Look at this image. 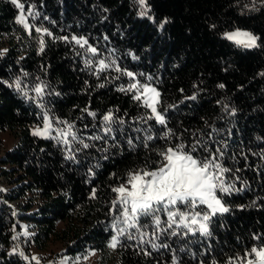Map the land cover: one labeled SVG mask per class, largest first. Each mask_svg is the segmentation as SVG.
Listing matches in <instances>:
<instances>
[{
    "label": "trees",
    "instance_id": "16d2710c",
    "mask_svg": "<svg viewBox=\"0 0 264 264\" xmlns=\"http://www.w3.org/2000/svg\"><path fill=\"white\" fill-rule=\"evenodd\" d=\"M18 2L28 28L0 0V133L15 138L1 162L0 264H45L54 243L63 256L97 254L95 264H225L264 245V0ZM235 28L255 46L228 40ZM135 82L157 88L163 124L127 91ZM45 114L76 139L34 135ZM180 144L227 169L230 191L217 194L228 211L210 216L207 234L165 217L158 229L151 214L118 233L112 189Z\"/></svg>",
    "mask_w": 264,
    "mask_h": 264
},
{
    "label": "snow or ice",
    "instance_id": "6c2138e0",
    "mask_svg": "<svg viewBox=\"0 0 264 264\" xmlns=\"http://www.w3.org/2000/svg\"><path fill=\"white\" fill-rule=\"evenodd\" d=\"M12 3L21 10V14L17 17V22L28 28L26 17L23 14L24 5L18 0H12ZM142 7L145 6L146 0H139ZM29 14H32L29 9ZM144 13H141L143 15ZM38 32L41 29H36ZM46 31V30H45ZM51 35V33H48ZM228 40L234 41L245 47H253L256 44V38L250 33L236 31L226 33ZM64 39H67L66 37ZM72 40L82 48L88 45V41L84 38L72 37ZM41 50H43V41H41ZM93 55L97 49L88 46L86 49ZM86 63H91L86 60ZM114 63V62H113ZM109 67L103 60L99 63V70H104ZM117 71H121L118 67ZM127 76L135 80V75L132 72H126ZM17 89L20 88V82H16ZM223 87V85H221ZM143 89L141 92L140 89ZM122 91L124 89H121ZM37 96L43 95V89L40 86L35 88ZM127 91H135L137 94L135 99L140 100L143 97V103L150 108L158 123H164V117L157 112L156 105L159 103L160 93L149 85H140L139 82L131 83ZM94 115V113H90ZM112 120L111 114L104 116V121L107 124ZM43 127L34 130L33 134L44 138H54L62 140L64 144H69L68 137L76 139L72 132V125H66L64 129H56L53 127L51 118L45 114L43 117ZM57 123H60L57 121ZM107 131V129H106ZM55 132L54 137L51 133ZM84 147H88L87 144ZM162 157L159 166L153 170L141 169L128 174L127 184H121L119 187L113 188V192L117 193V199L113 201V206L120 204L123 207L124 223L129 227H135L137 218L141 215H150L153 211H167L169 221L172 224L176 223L175 217H180V222L190 231L194 229L188 223H185L187 214L182 211H172L178 204H183L188 208L196 209L198 205H206L213 214L226 212L228 209L224 207L221 200L216 195V190L221 192H229L230 186H225L222 173L227 169L222 168L215 162V159L198 160L190 152L184 150V145L180 144L176 147H169L166 151L160 153ZM215 169V171H213ZM161 206V209L156 208ZM199 218V219H198ZM210 219L209 215L201 216L199 212H195L191 217V224H199V231L208 233V225L205 223ZM154 222L159 225V216L154 217ZM126 229H120L122 234ZM15 238V237H14ZM117 237L112 238V247H115ZM22 254V253H21ZM246 264H264V247H253L250 253L245 254ZM248 257H254L248 258ZM35 259V258H33ZM229 264H236V261H230Z\"/></svg>",
    "mask_w": 264,
    "mask_h": 264
},
{
    "label": "rangeland",
    "instance_id": "374dc122",
    "mask_svg": "<svg viewBox=\"0 0 264 264\" xmlns=\"http://www.w3.org/2000/svg\"><path fill=\"white\" fill-rule=\"evenodd\" d=\"M236 31L250 33L252 36H254L256 38V36L252 32H250L248 30H245V29H242V28H235V29H232L230 31H226L224 33V36H225L226 33H233V32H236ZM256 43H257V38H256ZM141 85H149L151 87H154L157 90V88L154 85L149 84V83H144V84H141ZM140 91L142 92L143 89L141 88ZM142 99H143V97H142ZM156 109H157V112L160 115H162L161 112L158 110L157 105H156ZM149 110L151 112V115L154 117V115H153V113H152V111H151L150 108H149ZM42 127H43V124L41 126L40 125H34L32 127V132H34L35 129L42 128ZM57 129H59V128H57ZM52 134H54V132H52L51 135ZM14 144H15V138L9 132L4 131V132H1L0 133V171H1V169H5L6 170V169L9 168L8 165L2 164L1 162H2V159L5 156V154L7 153V151H9L13 147ZM127 180H128V178L124 182L120 183L117 187H119L121 184H125L126 185L127 184ZM9 187H10V184H9L8 179L5 176L1 175V172H0V191L7 192V190L9 189ZM216 195L221 200V198L217 194V190H216ZM116 199H117V193L115 195V200ZM11 203H13V205L16 208L15 210H17V202H13V201L12 202H8V204H11ZM221 203H222V205L224 207H226L224 205V203L222 202V200H221ZM119 206H120V209H119V212H118L119 214L116 217V224H115L118 233H120V229H128L129 228V226L124 223L123 207L120 204H119ZM156 208L161 209V206H156ZM171 210L172 211H182V212H185L187 214L185 223H188L191 227H195V229H197L198 231H199V224H195V225H192L191 224V217H192V215H194L195 212H199L201 214V216H203L204 214L209 215V217L212 216V215H214L211 212V210L207 208L206 205H198L197 208L193 210L191 208L186 207L183 204H178L175 208H172ZM223 213H225V212H223ZM215 214H222V213L217 212ZM151 215H152L151 220H153V223L157 226L158 229H159V226L160 225H157L154 222V217L155 216H159L160 221L163 219V217H165V219L168 222H170L169 221V218H168L167 211H164L162 209L159 210V211H153L151 213ZM175 220H176V223L175 224H177V225H183L184 226V224L180 222V217L179 216H176L175 217ZM144 223H146V222H144ZM199 232H201V231H199ZM114 236L116 237V235H114ZM112 238L110 240V243L111 244H112ZM260 247H264V245L259 246L257 248H260ZM63 251H64V246L63 245L58 244V243L50 244V245H48L46 247V251H44V252L41 253V259L43 260V262L45 264H95L96 259L98 257L97 254H92L88 258L79 257V256H75V257L63 256V254H62ZM32 253L34 255H36V252L34 250H33ZM248 258H253L254 259V257H248ZM230 261H236V264H246V257L243 256V257H239L237 259L230 260ZM229 262L228 263H225V264H229Z\"/></svg>",
    "mask_w": 264,
    "mask_h": 264
},
{
    "label": "built area",
    "instance_id": "2783aa9c",
    "mask_svg": "<svg viewBox=\"0 0 264 264\" xmlns=\"http://www.w3.org/2000/svg\"><path fill=\"white\" fill-rule=\"evenodd\" d=\"M12 208L16 209L13 203L9 204Z\"/></svg>",
    "mask_w": 264,
    "mask_h": 264
}]
</instances>
